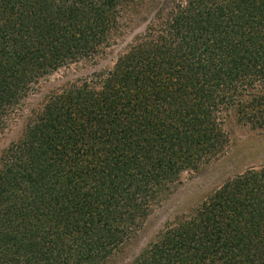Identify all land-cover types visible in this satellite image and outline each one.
Masks as SVG:
<instances>
[{
    "label": "trees",
    "instance_id": "1",
    "mask_svg": "<svg viewBox=\"0 0 264 264\" xmlns=\"http://www.w3.org/2000/svg\"><path fill=\"white\" fill-rule=\"evenodd\" d=\"M154 13L113 65L50 87L0 154V264H104L183 172L264 131V0H0V130L39 80ZM124 264H264V167L226 176Z\"/></svg>",
    "mask_w": 264,
    "mask_h": 264
},
{
    "label": "rangeland",
    "instance_id": "2",
    "mask_svg": "<svg viewBox=\"0 0 264 264\" xmlns=\"http://www.w3.org/2000/svg\"><path fill=\"white\" fill-rule=\"evenodd\" d=\"M154 13L150 2L129 5L123 8L118 29L97 55L60 67L49 76L39 80L36 91H30L7 119L0 130V154L23 130L26 117L43 102L50 87L81 79L92 72L109 69L125 46L139 35ZM224 130L228 143L224 150L208 164L201 165L196 172H183L179 182L162 194L149 208L131 237L104 264H124L130 261L149 241L153 240L167 223H172L184 211L207 192L218 186L227 176L243 171L247 167H264V131L250 128L237 121L235 114L225 120Z\"/></svg>",
    "mask_w": 264,
    "mask_h": 264
}]
</instances>
